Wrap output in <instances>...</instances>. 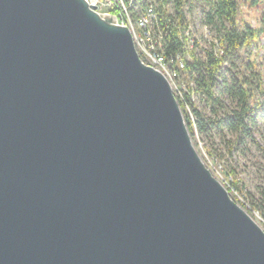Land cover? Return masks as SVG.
I'll return each instance as SVG.
<instances>
[{
	"label": "water",
	"instance_id": "water-1",
	"mask_svg": "<svg viewBox=\"0 0 264 264\" xmlns=\"http://www.w3.org/2000/svg\"><path fill=\"white\" fill-rule=\"evenodd\" d=\"M0 264H264L169 79L88 0H0Z\"/></svg>",
	"mask_w": 264,
	"mask_h": 264
},
{
	"label": "trees",
	"instance_id": "trees-1",
	"mask_svg": "<svg viewBox=\"0 0 264 264\" xmlns=\"http://www.w3.org/2000/svg\"><path fill=\"white\" fill-rule=\"evenodd\" d=\"M141 1L142 4L145 3L144 0ZM169 2H174V14L169 13L165 8ZM197 2L202 5L201 11L205 16H203V24L208 25L212 31L215 29L218 32L224 54L207 50L206 55H198L195 51L188 50L187 37L184 35L187 28V7L190 8ZM253 3L257 5L259 0ZM158 8L160 15L165 16L164 21L168 26L169 35L164 40L166 57L174 62L178 57L183 60L185 69L180 73L186 80L194 81L198 99L207 103L211 111V115H207L200 105L188 98L194 116L192 118L185 104L180 103L192 137L195 136L196 127L201 134L208 136L215 132L222 140H228L231 144L229 147L231 153L233 147L239 148L249 143L257 144L255 132L258 128V118L264 119V78L257 71L253 61L245 64L241 62L240 53L252 44L259 30L251 28L248 24L241 25L238 17V0H161ZM176 17L181 24L184 23L182 33L175 28ZM262 31L264 32V19ZM180 33L183 35L180 36ZM195 46H199L198 41L195 42ZM186 54L190 59L184 57ZM242 67L245 69L242 70ZM225 99L234 103V106L229 108L224 103ZM228 135H232L234 139H227ZM260 149L264 153V147L261 146ZM234 173L235 169H231L228 172L229 177ZM230 182L243 191L237 179L234 178ZM239 203L247 208L245 202L239 201ZM251 210L258 211L264 217V199L253 201Z\"/></svg>",
	"mask_w": 264,
	"mask_h": 264
},
{
	"label": "rangeland",
	"instance_id": "rangeland-1",
	"mask_svg": "<svg viewBox=\"0 0 264 264\" xmlns=\"http://www.w3.org/2000/svg\"><path fill=\"white\" fill-rule=\"evenodd\" d=\"M254 1L255 0H238V17L241 25L245 26V24H248L251 28L259 30V34L254 38L252 44L249 47H245L240 55H242L241 62L244 64L248 61H253L256 64L257 71L260 72L264 78V32L262 31L264 0H259L257 5L253 3ZM187 9L190 14L189 19L194 21L197 35L200 40L199 46L196 47L194 45L191 50L195 51L198 55H206L207 50H213L216 53L220 52V43L214 45L211 39L212 36L213 38H218L219 41L218 32L213 29L211 35H205L207 32L202 27L204 15L201 11V3H193L191 7H187ZM184 57L190 59L188 54ZM243 69L245 68L242 67V70ZM224 103L228 105L229 108L234 106V103L226 99L224 100ZM196 104L200 105V108L203 109L207 115H211L207 103L198 100ZM255 136L258 145L255 143H249L248 145H241L239 148L233 147L232 153L229 152L231 144L228 140H222L215 132L208 136L201 134L196 127L193 142L208 167L225 186H228L225 180H231L228 172L231 169H235L232 178L238 180V185L243 191L237 189L234 185H231L233 186L234 191H230V189L228 190L235 200L238 199V203L239 201L247 203V208H244L250 212L264 229V217L257 211L251 210L253 201L264 199V153L260 149L261 146L264 147V119L261 117L258 118V128L255 132ZM227 139H234V137L228 135Z\"/></svg>",
	"mask_w": 264,
	"mask_h": 264
},
{
	"label": "built area",
	"instance_id": "built-area-1",
	"mask_svg": "<svg viewBox=\"0 0 264 264\" xmlns=\"http://www.w3.org/2000/svg\"><path fill=\"white\" fill-rule=\"evenodd\" d=\"M144 1L145 3L142 4L141 0H88L91 5L96 7L97 11L115 15L120 24L127 25L130 28L140 58L146 64L159 69L167 76L179 103H184L187 112L194 118L188 98L195 103L199 100L195 93V83L194 81L186 80L180 73L181 70L185 69L183 60L180 57H178L176 62L172 59L169 60L164 50V40L169 34L167 22L164 21L165 16L160 15L158 8L161 0ZM165 8L169 13H175L174 2L167 3ZM189 17L190 14L187 9V28L184 35L187 37L188 50H191L195 42L198 41L200 43V40L195 23ZM174 25L182 33L184 23L181 24L178 17L174 19ZM202 27L207 32L205 35L212 34V29L208 25L202 24ZM181 33L180 36L183 35ZM211 39L214 44H219L217 38L211 36ZM219 50L220 54H224L222 47ZM230 178L231 180L233 179L232 177ZM225 181L228 185L226 187L230 191H234L233 186H231L232 183L229 180Z\"/></svg>",
	"mask_w": 264,
	"mask_h": 264
}]
</instances>
